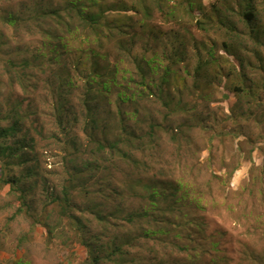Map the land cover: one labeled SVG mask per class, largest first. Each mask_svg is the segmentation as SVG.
<instances>
[{"label": "trees", "instance_id": "1", "mask_svg": "<svg viewBox=\"0 0 264 264\" xmlns=\"http://www.w3.org/2000/svg\"><path fill=\"white\" fill-rule=\"evenodd\" d=\"M3 1L8 4L0 7V85H7V90L0 93V187L9 184L13 188L22 180L28 183L21 189L19 211L26 206L30 212L32 205L27 194L32 201L38 200L35 195L42 180L44 213L49 215L50 210L58 209V217L69 220L74 234L87 247L95 242L84 222L89 221L90 215L101 223L111 218L124 220L128 225L139 222L142 238L153 240L160 234L173 238L179 251L187 250L183 242L191 235L184 232V225L171 224L167 214L175 210L173 197L177 195L169 193L172 185L162 182L164 188L158 186L159 181L142 183L140 179L137 183L145 187L147 205L125 213L122 194L135 184L122 186V181L115 187L112 169L114 165L115 170L119 168L117 161L133 172L139 171L137 154L147 141L155 140L157 128H163L162 122L155 123L150 117L151 127L141 135L140 125L146 115L142 99L155 97L167 109L175 103L176 107L170 110L174 114L186 109L182 98L176 100L172 96L165 100V93L170 91L172 81L177 83L179 65L189 58V49L197 59L195 84L199 78H225L229 89L242 100L241 95L246 96L248 104L264 103V0H216L210 6L204 0H57L56 5L45 0H0V4ZM156 12L179 25L172 32L174 45L164 42L167 52L161 54L148 42L151 38L159 40L150 23ZM186 18L200 30L221 38V50L236 64L220 55L219 59L231 63V67L227 72L217 65L211 70L217 43L210 40L202 42L196 51L191 49L186 35L180 38L182 30L190 34L185 27ZM8 29L12 34L6 33ZM25 35L38 36L40 44L32 46L23 41ZM144 38L148 39V46L141 50L139 42ZM163 59L167 65H163ZM17 88L24 95H17L12 101ZM39 91L46 94L44 105L34 98ZM241 107L236 105L237 109ZM192 109L196 111V105ZM233 112L239 115L236 110ZM174 114L163 119L168 121ZM259 116L264 119V113ZM203 121L199 117L202 125ZM175 130L172 139L177 140L184 131L181 127ZM39 141L61 152L49 155L60 157L64 170L61 188L50 186L42 174V162L36 152ZM12 165L24 166L23 178L5 179V170ZM179 189L180 185L174 188ZM73 192L88 201L104 199L112 211L104 214L101 204H72ZM188 195L185 191L177 199L187 200ZM181 213L179 218H183ZM193 222L186 220V224ZM169 224L176 227V233L171 234ZM46 226L51 234L49 224ZM138 239L133 234L111 237L109 243L98 247L105 253L101 258L114 264H132L135 259L129 253ZM98 258L94 255L92 264H99Z\"/></svg>", "mask_w": 264, "mask_h": 264}, {"label": "rangeland", "instance_id": "2", "mask_svg": "<svg viewBox=\"0 0 264 264\" xmlns=\"http://www.w3.org/2000/svg\"><path fill=\"white\" fill-rule=\"evenodd\" d=\"M49 1L50 4H57V0H45ZM215 1L204 0V3L210 6ZM7 4V1H3L0 7ZM185 20L188 21L185 27L190 30V34L182 29L179 34L180 38L181 35H186L191 49L195 50L199 45L201 47L202 42L216 41V61L212 62L211 70L217 65L223 72H227L231 67V63L225 64L219 59L220 55H225L236 64L232 57L221 50V38L200 30L187 18ZM150 23L159 40L144 38V41L139 42V48L142 50L148 46L145 44L148 40L159 54L167 52L164 42L169 43L171 47L174 45L175 36H172V32L177 31L179 25L167 21L157 12ZM21 31L24 33L23 29ZM6 33L12 34L10 29L6 30ZM22 39L32 46L41 42L38 36L25 35ZM188 54L189 58L179 65L180 77L177 83L172 81L170 91L165 93V100L172 96H176V100L182 98L183 107L186 109L174 114L175 112L170 110L176 107L175 103L167 109L155 97L142 99L146 115L140 125L141 135L149 131L150 117L154 118L155 123L162 122L163 128L158 127L155 140L147 141V146L137 154L139 171L133 172L129 166L117 161L115 162L119 168L115 170L114 165L112 169L115 187L122 181V186L135 184L133 189H125L122 194L121 204L125 213L147 205L145 187L137 183L140 179H143L142 183L146 180L154 184L159 181L158 186L164 188L162 182L172 185L173 189L169 193L177 195L173 197L176 199L175 210L167 214L171 224H180L177 227L184 225V232L191 235L192 238L183 242L188 249L179 251L174 246L173 238L160 234H156L153 240L142 238L143 235L138 231L141 226L139 222L128 225L124 220L111 218L108 222L101 223L90 215L89 221L84 222L87 233L90 232L89 236H93L95 242L87 247L78 240L69 220L58 217V209L50 210L49 215L44 213L41 202V199L45 200L42 180L35 195L38 200L32 201V196L27 194V201L32 205L31 211L28 212L26 206H22V212L19 211L21 189L28 186V183L22 180L13 188L9 184L0 187V264H92L94 255L99 257V264H114L101 258L105 253L98 247L109 243L111 237L128 234L140 237L135 241L137 246H132L129 253V256L135 259L132 264H264V119L259 116L264 113V103L248 104L246 96L241 95L242 100L239 94L229 89L225 78H199L195 84L194 68L197 59L192 50L189 49ZM201 55L208 57L204 52H201ZM163 65H167L165 59ZM184 85L187 89L183 88ZM205 85L209 87H204ZM6 90L7 85H0V93ZM20 94L17 88L11 100ZM45 95L44 91H39L34 98L44 105ZM27 103L25 101V105ZM238 104L242 106L241 109L236 108ZM194 105L197 107L196 111L192 109ZM233 110L239 115L235 116ZM171 114L174 115L168 118V121L163 119ZM199 117L205 119L203 125L199 122ZM172 127L174 129H171ZM179 127L183 129L184 134L174 140L172 137L177 133L175 129ZM48 148L52 149L46 153ZM36 152L42 162L41 171L48 184L52 187L59 185L61 188L64 170L60 157L49 156L51 152L61 155L59 149L50 147L45 141H39ZM234 168L237 170L233 174ZM24 173L26 172L23 165H12L10 169L5 170L4 177L23 178ZM179 185V191H175L174 188ZM104 186L103 184V188ZM120 186L121 184H118V187ZM185 191L188 192L189 199H177ZM72 197V204H101L104 214L112 211V206L107 205L104 199L105 204L102 199L97 200L98 198L88 201L79 192H73ZM186 212L188 214L184 216ZM42 213L44 215L40 216ZM179 213L183 218L178 217ZM189 219L194 222L186 224ZM46 223L52 229L51 234ZM171 224L169 228L172 229L171 234H174L177 230ZM100 233L104 236L96 237V234ZM89 236L86 234L87 238Z\"/></svg>", "mask_w": 264, "mask_h": 264}]
</instances>
